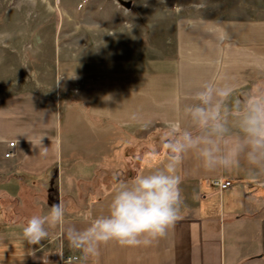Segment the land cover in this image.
Here are the masks:
<instances>
[{
  "label": "crops",
  "instance_id": "crops-1",
  "mask_svg": "<svg viewBox=\"0 0 264 264\" xmlns=\"http://www.w3.org/2000/svg\"><path fill=\"white\" fill-rule=\"evenodd\" d=\"M175 36L173 56L59 61L56 89L63 105L36 94L0 99V264H264V176L250 177L243 162L239 169L208 171L191 152L178 168L182 218L165 236L146 247L110 241L95 254L85 251L90 245L82 243L83 233L107 215L117 187L109 200L100 198L113 186V166L122 162L130 177L132 167L138 170L136 148L158 158L141 163L143 174L166 161V126H191L183 108L204 83L231 84L234 98L242 99L264 79L262 19L197 16L178 21ZM149 137L158 147L129 144ZM60 166L70 179L63 192L71 202L64 222L40 245L22 244L18 227H11L17 238L8 242L9 224L23 226L59 203L49 182ZM75 175L85 185L81 191ZM216 178L232 183L220 190L211 184ZM76 201L82 203L78 208ZM59 248L76 259L60 262Z\"/></svg>",
  "mask_w": 264,
  "mask_h": 264
},
{
  "label": "rangeland",
  "instance_id": "rangeland-1",
  "mask_svg": "<svg viewBox=\"0 0 264 264\" xmlns=\"http://www.w3.org/2000/svg\"><path fill=\"white\" fill-rule=\"evenodd\" d=\"M197 16L264 20V0H165V3L161 0H0V99L36 94L59 100L63 105L56 89L59 61L173 56L176 23ZM153 140V137L146 141L131 138L129 144L139 147L137 144L146 142L158 147ZM136 149L133 155L137 156L138 170L132 167L130 177H125L128 171L118 162L117 167L110 169L113 186L105 188L100 198L109 200L114 194L108 195L113 187L117 189L121 183L143 175L140 168L144 161H158L149 158V152ZM90 172L95 175L93 170ZM50 173L49 191L58 192L59 203L65 209L71 203L63 195L64 185L70 180L66 168L60 166L58 175L55 171ZM72 180L79 184V191L85 186L79 176ZM73 203L76 208L82 204ZM11 227L22 231L23 226L9 224L8 242L17 238ZM19 237L25 244L23 235Z\"/></svg>",
  "mask_w": 264,
  "mask_h": 264
},
{
  "label": "clouds",
  "instance_id": "clouds-1",
  "mask_svg": "<svg viewBox=\"0 0 264 264\" xmlns=\"http://www.w3.org/2000/svg\"><path fill=\"white\" fill-rule=\"evenodd\" d=\"M165 3V0H161ZM231 84L204 83L183 108L190 127L170 122L165 130L166 161L147 174L121 183L109 203L107 215L95 218L86 232V252L116 241L125 247L149 246L166 235L182 218L184 198L178 168L194 153L208 171L239 169L250 177L264 176V79L256 81L242 99H235ZM139 119L136 114L131 117ZM145 123L143 127H148ZM62 203L47 214L32 215L22 227L23 238L40 245L50 229L64 222Z\"/></svg>",
  "mask_w": 264,
  "mask_h": 264
},
{
  "label": "built area",
  "instance_id": "built-area-1",
  "mask_svg": "<svg viewBox=\"0 0 264 264\" xmlns=\"http://www.w3.org/2000/svg\"><path fill=\"white\" fill-rule=\"evenodd\" d=\"M9 147H13L14 146V142H9ZM13 155V153L10 151V152H6L4 154L5 157H11ZM231 180L230 179H224V178H216L214 180H211V184L214 185V186H217L220 190H223V189H226L228 188L230 185H231ZM59 252V261L60 262H63L64 260H72V259H76L75 256H64L63 253H62V249L59 248L58 250Z\"/></svg>",
  "mask_w": 264,
  "mask_h": 264
},
{
  "label": "water",
  "instance_id": "water-1",
  "mask_svg": "<svg viewBox=\"0 0 264 264\" xmlns=\"http://www.w3.org/2000/svg\"><path fill=\"white\" fill-rule=\"evenodd\" d=\"M124 5H125L126 7H129V6H130V4H129V3H124Z\"/></svg>",
  "mask_w": 264,
  "mask_h": 264
}]
</instances>
